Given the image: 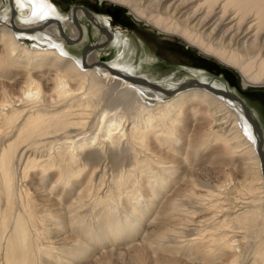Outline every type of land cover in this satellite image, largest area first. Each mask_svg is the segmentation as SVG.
Segmentation results:
<instances>
[{
    "label": "bare ground",
    "instance_id": "bare-ground-1",
    "mask_svg": "<svg viewBox=\"0 0 264 264\" xmlns=\"http://www.w3.org/2000/svg\"><path fill=\"white\" fill-rule=\"evenodd\" d=\"M5 1L0 264H264L256 112L204 76L153 82L100 63L110 22L85 8ZM109 1L264 86V0ZM84 16L103 31L82 57L66 43Z\"/></svg>",
    "mask_w": 264,
    "mask_h": 264
},
{
    "label": "rangeland",
    "instance_id": "rangeland-1",
    "mask_svg": "<svg viewBox=\"0 0 264 264\" xmlns=\"http://www.w3.org/2000/svg\"><path fill=\"white\" fill-rule=\"evenodd\" d=\"M5 2L8 3V7V0ZM51 3L58 12L66 15L71 11V7L77 6V8H86L101 18L109 20L110 25L104 23L102 25L107 27L113 36L108 39L109 41H104V44L102 43L103 45L101 44L98 48L103 52L99 58L100 63L112 67L119 62L120 64H126L132 70H135L136 76L153 82L170 75L175 80L179 78L178 81H184V78L197 81L198 78L204 76L209 85L213 84V86H218L220 89L226 88L228 91L237 94L247 106L255 110L260 117L263 116V113L256 109V104L252 100L235 91L233 88L235 85L232 82L236 83L241 89L264 88V86L244 88L239 73L234 68L221 63L214 57L202 54L197 48L190 46L179 36L160 33L153 26L136 20L123 5L109 0H51ZM1 5L2 0H0V11L4 9ZM117 13H121L124 21H127L123 23L116 20L112 21L110 16ZM15 17V20L21 22L20 17ZM83 21L87 26L86 34L75 39L74 42L66 43V46L70 47L72 51L78 45L80 49L76 48L75 51L80 50L79 53H82L86 46L96 43L101 34L100 29H96L97 26H92L93 28L90 29V25L88 26L90 22H88L89 19L86 16L83 17ZM133 23L138 25L140 31L134 29ZM143 29H148L149 32L147 33ZM114 30L117 31L119 40H115L114 33L116 31L113 32ZM19 40L21 43L26 41L29 46L34 43V38L29 36H24ZM195 57H201L204 61H196ZM221 69L228 70V74L224 75ZM262 123L264 124V120ZM210 156L209 152L204 154L203 159L201 158L199 162L193 165L192 169L197 173L200 172L198 176L204 177L212 173L215 163L209 160Z\"/></svg>",
    "mask_w": 264,
    "mask_h": 264
},
{
    "label": "flooded vegetation",
    "instance_id": "flooded-vegetation-1",
    "mask_svg": "<svg viewBox=\"0 0 264 264\" xmlns=\"http://www.w3.org/2000/svg\"><path fill=\"white\" fill-rule=\"evenodd\" d=\"M111 20L114 21H119L121 23L126 22L124 21V17L122 16L121 13H117V14H112L111 16ZM133 27L136 30L140 31V28L138 27L137 24L133 23ZM145 32H149L148 29H143ZM141 31V32H144ZM222 73L224 75L228 74V70L226 69H221ZM232 84H234L235 86L233 87L235 89V91L237 93L242 94L245 98L252 100L253 103L256 104V109L259 110L260 112L263 113V116L260 117V115H258V113L256 112V120L258 122V124H260V126L263 128L264 124L262 123L264 120V88H256V89H241L239 86L236 85V83L232 82ZM237 95V94H236ZM249 107V106H248ZM250 108V107H249ZM251 109V108H250ZM252 110V109H251ZM255 111V110H254ZM253 113V110H252ZM254 116V117H255Z\"/></svg>",
    "mask_w": 264,
    "mask_h": 264
},
{
    "label": "water",
    "instance_id": "water-1",
    "mask_svg": "<svg viewBox=\"0 0 264 264\" xmlns=\"http://www.w3.org/2000/svg\"><path fill=\"white\" fill-rule=\"evenodd\" d=\"M76 7L77 6H73V7H71V9L74 10V8H76ZM84 11H85V13L87 15L89 14L88 11L86 10V8L84 9ZM88 17H89V15H88ZM99 29H100V31H103L102 30V27H100V26H99ZM84 50H85V48L82 50V57H83V54H84ZM195 59H196V61H199V62H203L204 61V59H202L201 57H195ZM231 96H233L236 100H239L240 102H242L241 99H240V97H238L234 93H231ZM247 116H248L249 120L252 123L253 130L256 132V134L258 136V154H259L260 161H261L262 171L264 172V151H263V136H262V131H261L260 127L252 119H250V116H249L248 113H247Z\"/></svg>",
    "mask_w": 264,
    "mask_h": 264
}]
</instances>
